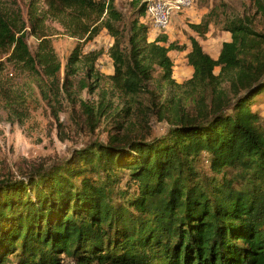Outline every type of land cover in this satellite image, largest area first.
Wrapping results in <instances>:
<instances>
[{"label": "trees", "instance_id": "obj_1", "mask_svg": "<svg viewBox=\"0 0 264 264\" xmlns=\"http://www.w3.org/2000/svg\"><path fill=\"white\" fill-rule=\"evenodd\" d=\"M132 5L127 19L116 0H29L26 15L18 0H0V100L11 114L25 100L6 63L53 82L61 73L50 22L84 42L107 31L111 78L127 94L148 91L155 67L174 83L169 52L185 46H167L165 34L149 41L147 1ZM214 12L190 24L197 35L209 31ZM223 29L231 40L218 58L190 37L188 83L212 90L196 119L180 116L148 139L95 140L0 176V264H264V124L251 108L264 93V34L248 18ZM90 53L81 43L73 49L66 81L80 62L91 75L101 52ZM205 155L212 175L202 172Z\"/></svg>", "mask_w": 264, "mask_h": 264}, {"label": "rangeland", "instance_id": "obj_2", "mask_svg": "<svg viewBox=\"0 0 264 264\" xmlns=\"http://www.w3.org/2000/svg\"><path fill=\"white\" fill-rule=\"evenodd\" d=\"M18 1L26 15L29 0ZM132 1L116 0L127 19L134 11ZM259 1L264 6V0H192L189 6L181 7L171 15L167 28L157 29L151 24L149 41L165 34L169 39L167 46L175 42L185 48L169 52L174 62V83L164 79L162 70L155 67L147 84L148 91L135 95L127 94L114 85L111 78L114 65L108 53L113 38L107 31L92 41L84 42L69 36L58 23L50 22L49 31L54 33L53 46L63 64L54 82L47 77L26 76L11 64H5L4 74L13 79L25 104L19 107L20 114H11L0 100V176L62 159L73 149L95 140L148 139L165 133L180 116L199 117L203 106L211 105L209 94L212 90L208 85L188 83L194 72L188 61L192 49L190 37L195 36L207 53L218 58L223 43L231 40V33L223 29L227 20L248 18L253 28L264 34V13ZM211 10L215 12L209 31L204 36L197 35L190 24L200 23ZM28 42L34 50L38 39L30 36ZM79 43L82 44V54L100 51V57L90 71L91 75L80 62L76 74L66 81L64 65ZM216 72H219V67ZM59 83L61 88L63 85L69 88L59 92ZM223 86L232 98L234 93L230 92L229 84L225 82ZM258 98L251 108L260 115L264 124V93ZM206 159L207 155L202 163V172L212 175ZM8 264H13V261Z\"/></svg>", "mask_w": 264, "mask_h": 264}, {"label": "built area", "instance_id": "obj_3", "mask_svg": "<svg viewBox=\"0 0 264 264\" xmlns=\"http://www.w3.org/2000/svg\"><path fill=\"white\" fill-rule=\"evenodd\" d=\"M146 21L157 29L170 24L171 15L181 7L189 6L192 0H147Z\"/></svg>", "mask_w": 264, "mask_h": 264}]
</instances>
